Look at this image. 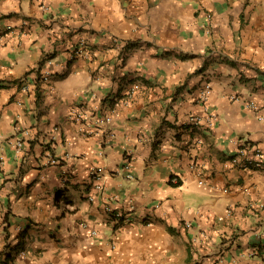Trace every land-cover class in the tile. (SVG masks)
Listing matches in <instances>:
<instances>
[{
	"label": "crops",
	"instance_id": "0c3cea01",
	"mask_svg": "<svg viewBox=\"0 0 264 264\" xmlns=\"http://www.w3.org/2000/svg\"><path fill=\"white\" fill-rule=\"evenodd\" d=\"M0 33V264H264L231 162L264 152V0H0Z\"/></svg>",
	"mask_w": 264,
	"mask_h": 264
},
{
	"label": "built area",
	"instance_id": "2783aa9c",
	"mask_svg": "<svg viewBox=\"0 0 264 264\" xmlns=\"http://www.w3.org/2000/svg\"><path fill=\"white\" fill-rule=\"evenodd\" d=\"M41 6L43 8H48V6L42 2ZM1 33H0V42L2 39ZM25 89H27L26 86H24ZM211 93V84L208 83L204 86L201 97L203 100H206ZM231 98L235 101H240L241 98L238 95H232ZM246 106L248 107H255V104L253 102L246 103ZM217 115L213 111H207L205 115L200 114H192L190 115L185 122V125H187L189 128H196L203 124H206L207 126L213 125ZM260 119L264 120V116H260ZM107 120H110V118H107ZM24 133L27 135L29 134L28 130H25ZM23 145V140L19 139L16 141V147L17 149H20ZM231 162L236 167L240 168H264V152L263 150L258 146H249L248 144H241L237 150V152L232 156ZM92 177L96 180L95 188L97 190H102L104 188V179L107 177V173L105 172V169L102 166H96L91 170ZM89 200H94L93 195H88ZM108 210L110 208L108 207ZM112 218L116 221L127 219L124 218V216L120 212H112ZM187 225L190 226V223L187 222ZM84 226H87V224L84 223ZM91 234H97V231L95 229H92Z\"/></svg>",
	"mask_w": 264,
	"mask_h": 264
}]
</instances>
